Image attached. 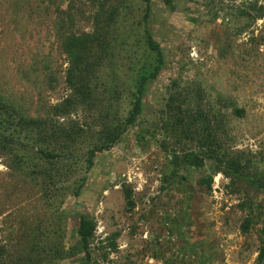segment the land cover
<instances>
[{"label":"rangeland","instance_id":"rangeland-1","mask_svg":"<svg viewBox=\"0 0 264 264\" xmlns=\"http://www.w3.org/2000/svg\"><path fill=\"white\" fill-rule=\"evenodd\" d=\"M81 1L75 0L83 16L77 13L74 32L87 33L92 10ZM126 1L132 40L142 39L146 27L161 47L164 67L147 88L137 123L117 146L95 158L89 173L80 169L73 178L86 179L80 197L66 196L61 207L67 214L64 244L76 254L52 264H87L77 238L80 215L96 223L93 256L116 237V249L107 248L108 259L98 264H201L202 258L205 264H257L262 227L253 225L247 236L240 233L244 214L237 205L243 193L232 194L229 181L212 175L209 164L178 171L183 180L167 183L177 166L146 132L164 107L171 81L195 83L213 113L225 120L221 131L229 153L250 162L249 174H264V22L229 17L249 0H216L214 17L208 0H151L145 25L140 0ZM41 2L0 0V93L31 116L45 114L69 94L54 10L47 13L51 4ZM34 45L43 49L46 60L36 69L31 61ZM132 49L117 53L115 69L102 73L103 83L118 85L121 116L130 109L138 70L128 65ZM6 164L0 157V245L11 223H19L20 213L28 212L32 223L43 214L37 191L20 187V181L14 185L17 180ZM15 228L23 231L20 224Z\"/></svg>","mask_w":264,"mask_h":264},{"label":"trees","instance_id":"trees-1","mask_svg":"<svg viewBox=\"0 0 264 264\" xmlns=\"http://www.w3.org/2000/svg\"><path fill=\"white\" fill-rule=\"evenodd\" d=\"M43 1L52 7L46 8L47 13L54 10L55 35L66 57L64 82L69 94L45 114L31 116L0 93V157L6 159L10 177L17 180L14 185L20 181V187L37 191L43 208L42 216L33 223L28 212L19 214V223H11L4 244L0 245V264H52L76 254L64 244L67 214L62 211V201L68 195L80 197L86 179H73L77 172L83 169L84 174L89 173L95 158L117 146L137 123L147 88L164 67L161 47L146 27L142 39L132 40L135 32L126 27V18L130 17L126 0H82L80 3L92 10L88 18L92 27L87 33L74 32L77 13L83 16L75 0H42V5ZM150 1L140 0L145 25L150 17ZM246 4L229 17L250 23L264 22V0H249ZM207 8L214 11V17L218 9L216 0H208ZM129 47L133 51L128 65L138 70L130 95V109L121 116L116 103L120 97L118 85L101 80L102 73L115 69L117 53ZM31 48L34 52L31 61L36 69L46 60L41 56L43 49L36 45ZM140 50L144 53L136 64L134 59ZM85 113L89 117L83 120ZM234 113L240 116L242 112L234 110ZM225 127L224 118L213 113L200 85L171 81L164 107L146 133L159 142L160 148L177 166L166 179L167 183L183 180L178 171L202 170L209 164L212 175L220 174L229 181L227 189L232 194L243 193L244 198L237 205L244 214L240 233L247 236L253 225H261L256 263L263 264L264 198L260 195H264V174L257 170L255 175L249 174L250 162L245 165L238 156L229 153L223 144L225 137L221 129ZM126 199L133 207L131 197ZM78 219V244L86 263L107 260V248L116 249V237H110L103 252L99 248L93 256L91 246L96 223L84 215ZM19 224L23 231L15 228ZM202 259L201 264H205Z\"/></svg>","mask_w":264,"mask_h":264}]
</instances>
